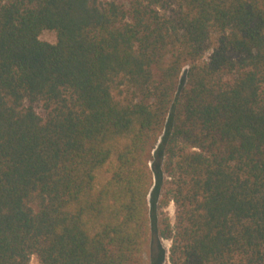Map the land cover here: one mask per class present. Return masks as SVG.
I'll return each instance as SVG.
<instances>
[{
    "label": "trees",
    "instance_id": "trees-1",
    "mask_svg": "<svg viewBox=\"0 0 264 264\" xmlns=\"http://www.w3.org/2000/svg\"><path fill=\"white\" fill-rule=\"evenodd\" d=\"M160 237L264 264V0H0V264Z\"/></svg>",
    "mask_w": 264,
    "mask_h": 264
},
{
    "label": "rangeland",
    "instance_id": "rangeland-1",
    "mask_svg": "<svg viewBox=\"0 0 264 264\" xmlns=\"http://www.w3.org/2000/svg\"><path fill=\"white\" fill-rule=\"evenodd\" d=\"M40 38L44 41H48L51 43H55L57 41V36L54 31L51 30H45L41 33ZM163 212L168 218L171 220L172 224L175 222V206L173 202H171L167 207L163 209ZM164 249V258L160 262V264H170L169 261V249L171 247V240L167 238H159L154 239L153 245L148 249V252L145 256L144 263L143 264H153L155 262V259H158L159 253H160V246ZM152 249V250H151ZM31 264H37L36 257H32ZM157 264V262L155 263Z\"/></svg>",
    "mask_w": 264,
    "mask_h": 264
}]
</instances>
